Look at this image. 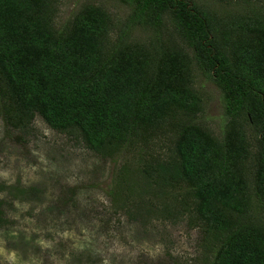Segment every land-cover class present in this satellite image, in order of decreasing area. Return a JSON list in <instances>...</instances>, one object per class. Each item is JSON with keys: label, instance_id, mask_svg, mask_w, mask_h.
Listing matches in <instances>:
<instances>
[{"label": "trees", "instance_id": "16d2710c", "mask_svg": "<svg viewBox=\"0 0 264 264\" xmlns=\"http://www.w3.org/2000/svg\"><path fill=\"white\" fill-rule=\"evenodd\" d=\"M114 1L129 9L123 18L87 3L57 30L55 0H0L4 132L22 142L39 118L78 135L99 160L123 159L107 195L118 209L131 203L129 220L159 213L197 228L201 264H264V6L221 18L195 0ZM133 28L150 35L132 40ZM195 69L219 91L218 136L203 122ZM162 139L169 155L153 158ZM138 180L173 202L159 209L147 190L132 201L125 192Z\"/></svg>", "mask_w": 264, "mask_h": 264}, {"label": "rangeland", "instance_id": "374dc122", "mask_svg": "<svg viewBox=\"0 0 264 264\" xmlns=\"http://www.w3.org/2000/svg\"><path fill=\"white\" fill-rule=\"evenodd\" d=\"M55 1L57 30L68 25L72 14L87 3L104 8L116 19L129 12L114 0ZM195 1L221 18L250 15L264 6V0ZM149 35L133 28L130 38L145 40ZM167 36L163 33V39ZM115 38L112 34L110 41ZM193 86L201 99L203 122L220 135L224 110L219 91L197 69ZM16 139L13 132L6 135L0 120V185L14 189L10 196L0 192V199L7 197L8 201L2 210L0 264H201L197 228H187L182 220H167L159 213L157 219L129 220L126 206H112L107 192L116 178L120 181L123 159L103 162L83 148L78 135L51 130L39 118L22 142ZM167 144L170 139L152 143V157L166 158ZM125 158L129 171L140 166L137 152ZM29 188L36 189V194L25 193ZM147 189L138 180L125 193L133 201ZM146 193L143 196L157 199L159 209L163 201L173 202L170 190ZM130 205L126 209L135 210ZM250 209L258 214L254 201Z\"/></svg>", "mask_w": 264, "mask_h": 264}]
</instances>
